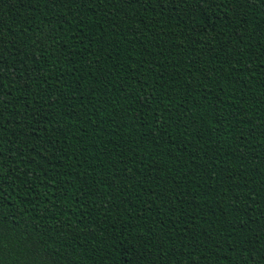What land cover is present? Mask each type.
I'll return each mask as SVG.
<instances>
[{
	"label": "trees",
	"instance_id": "1",
	"mask_svg": "<svg viewBox=\"0 0 264 264\" xmlns=\"http://www.w3.org/2000/svg\"><path fill=\"white\" fill-rule=\"evenodd\" d=\"M264 264V0H0V264Z\"/></svg>",
	"mask_w": 264,
	"mask_h": 264
},
{
	"label": "snow or ice",
	"instance_id": "2",
	"mask_svg": "<svg viewBox=\"0 0 264 264\" xmlns=\"http://www.w3.org/2000/svg\"><path fill=\"white\" fill-rule=\"evenodd\" d=\"M51 264H57V261L56 260H51Z\"/></svg>",
	"mask_w": 264,
	"mask_h": 264
}]
</instances>
